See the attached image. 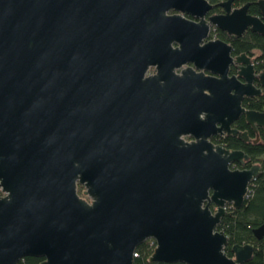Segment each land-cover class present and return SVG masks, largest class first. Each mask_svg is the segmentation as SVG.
I'll use <instances>...</instances> for the list:
<instances>
[{
    "label": "water",
    "instance_id": "water-1",
    "mask_svg": "<svg viewBox=\"0 0 264 264\" xmlns=\"http://www.w3.org/2000/svg\"><path fill=\"white\" fill-rule=\"evenodd\" d=\"M233 3L0 0V264H133L147 240L150 263L251 259L218 226L262 167L210 140L264 128V69L211 38L264 35V0Z\"/></svg>",
    "mask_w": 264,
    "mask_h": 264
},
{
    "label": "trees",
    "instance_id": "trees-1",
    "mask_svg": "<svg viewBox=\"0 0 264 264\" xmlns=\"http://www.w3.org/2000/svg\"><path fill=\"white\" fill-rule=\"evenodd\" d=\"M223 0H209L213 6V13H221L223 9L219 6ZM245 0H234L233 6L238 7ZM250 1L249 13L259 15V9L255 3ZM264 20V19H263ZM215 38L222 39L232 45L233 54L245 53L252 57L257 71L264 69V35L251 30H246L241 36L231 38L226 32L215 29L212 33ZM243 104L248 109L264 110V89L258 96L245 98ZM234 127L240 131L247 128L245 120L240 118L235 121ZM253 136V134H251ZM222 143L228 149H239L249 155V161L246 167L258 163L262 167V172L249 186L248 197L240 209H233L230 205L226 207V214L221 219L218 231H222L228 238V244L224 251L228 257H233L231 247L238 245L253 246V255L249 261L244 264H264V238L258 240L254 237L252 231L264 223V128L259 129V138L256 142H244L237 137L223 139ZM82 186L77 187V192L82 196ZM212 211L215 206L210 207ZM229 213H231L229 215ZM155 249V242L147 240L139 245L135 251L133 264H166L150 263L149 258ZM41 258L25 257L18 264H40ZM180 264V263H175Z\"/></svg>",
    "mask_w": 264,
    "mask_h": 264
},
{
    "label": "flooded vegetation",
    "instance_id": "flooded-vegetation-1",
    "mask_svg": "<svg viewBox=\"0 0 264 264\" xmlns=\"http://www.w3.org/2000/svg\"><path fill=\"white\" fill-rule=\"evenodd\" d=\"M247 0H245L244 2H246ZM173 13V11H166L165 12V14H167V15H169V14H172ZM211 38H215L213 35L211 36ZM173 46H176V44L174 43L173 44ZM156 72V70H155V67L154 66H150L149 68H148V70H147V72H146V75H152V74H154ZM244 105V104H243ZM245 107V106H244ZM246 108V107H245ZM243 117V119H244V116H240L237 120H239L240 118H242ZM237 120H235V121H237ZM245 120V119H244ZM235 121L232 123V127H234V123H235ZM245 123H246V125H247V128L245 129V130H243V131H247V133H248V136H249V140L248 141H244V142H251V141H253V142H256L258 139H257V137H259V129L260 128H262V127H259V128H257V131H255V130H253L252 129V127L251 126H249L248 124H247V122L245 121ZM240 131V130H239ZM251 134H253V136L251 135ZM230 137H237V136H233V135H231V134H227V133H225V132H223V134H214V135H212L211 137H210V140L215 144V145H222V146H224L223 145V143H222V140L223 139H228V138H230ZM238 138V137H237ZM186 140H188V141H190L191 140V138L190 137H186L185 138ZM239 139V138H238ZM241 140V139H240ZM256 140V141H255ZM243 141V140H242ZM225 147V146H224ZM227 148V147H226ZM233 168H240V169H242V168H247L246 167V163H243V164H239V163H237V164H234L233 165Z\"/></svg>",
    "mask_w": 264,
    "mask_h": 264
},
{
    "label": "rangeland",
    "instance_id": "rangeland-1",
    "mask_svg": "<svg viewBox=\"0 0 264 264\" xmlns=\"http://www.w3.org/2000/svg\"><path fill=\"white\" fill-rule=\"evenodd\" d=\"M264 157V156H263Z\"/></svg>",
    "mask_w": 264,
    "mask_h": 264
}]
</instances>
